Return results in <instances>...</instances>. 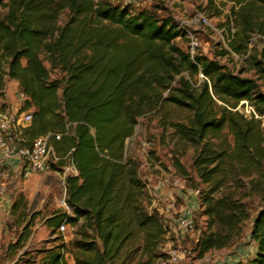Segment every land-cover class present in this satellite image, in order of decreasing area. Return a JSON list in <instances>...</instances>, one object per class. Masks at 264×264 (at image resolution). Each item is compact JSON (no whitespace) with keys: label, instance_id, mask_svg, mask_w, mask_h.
<instances>
[{"label":"trees","instance_id":"trees-1","mask_svg":"<svg viewBox=\"0 0 264 264\" xmlns=\"http://www.w3.org/2000/svg\"><path fill=\"white\" fill-rule=\"evenodd\" d=\"M229 1L236 5L234 30L221 54L249 56L250 35L264 37V0ZM180 34L170 16L106 0H0V100L6 81L16 82L19 111L31 113L20 144L60 133L51 139L58 163L68 154L76 170L64 178L67 209L44 221L51 234L65 222L72 237L64 242L57 233L24 264H67L66 254L72 264H155L163 256L166 226L147 208L138 163L125 151L138 119L149 113H161L173 136L193 148L190 168L203 186L197 192L207 229L199 253L240 243L249 219L244 198L264 202V130L234 109L246 100L264 115V93L255 79L215 59L191 57L175 44ZM248 62L264 79V48ZM55 69L62 75L50 78ZM168 107L187 115L168 121ZM34 218L9 245L14 252L30 237ZM246 239L255 250L244 264H264V208L252 217Z\"/></svg>","mask_w":264,"mask_h":264},{"label":"rangeland","instance_id":"rangeland-1","mask_svg":"<svg viewBox=\"0 0 264 264\" xmlns=\"http://www.w3.org/2000/svg\"><path fill=\"white\" fill-rule=\"evenodd\" d=\"M106 1L128 6L134 11L150 9L159 17L170 16L180 31L188 29L196 37L198 46L195 53L217 60L225 70L255 79L259 91L264 93V79L257 77L248 62V59L260 57L261 42L258 41L255 47L248 48L249 56L232 52L228 55L221 54L223 50L228 49L230 34L228 29L234 30L232 13L236 5L233 2L229 0ZM196 15L204 17L207 24L195 22L193 19ZM175 44L182 50L189 49L185 35L180 34L175 39ZM45 65L49 67L46 62ZM61 75L56 69L50 71V78H59ZM195 79L199 81L202 78L198 74ZM20 103L15 82L6 81L0 104L4 105L5 110H14L18 109ZM168 110H170L168 121L187 115L186 111H177L172 107H168ZM125 151L128 157L138 163V176L148 193L147 208L155 209L166 226L167 231L161 249L163 256L168 245L178 248L183 254L177 264H236L254 253V243L248 241L246 237L252 217L258 210L264 208V202L252 194L244 198L249 209V219L243 225L240 243L232 247L210 249L203 254L199 253L198 240L207 229L197 192L203 186L190 168L193 148L179 142L173 136L169 124L165 125L161 113H149L138 119L132 136L125 141ZM176 163L185 170V175L176 168ZM4 165L0 166V264H24L28 255L37 259L38 255L32 256L33 250L48 247L50 241L60 232L56 230L54 234L49 233L44 221L55 209L62 207L64 184L61 183L59 174L61 166L56 163L48 172H31L24 167L23 162H19L15 168ZM244 184V192L241 193L246 191V179ZM13 202L17 205L11 208ZM184 207L192 210L195 221L193 229L189 232L180 231L176 225L177 216ZM22 209L26 214L24 218H21ZM32 214L35 218L30 228V237L21 249L14 252L9 245L15 241L22 226ZM62 233L65 242L72 237L66 230ZM65 257L67 260L71 256L66 254Z\"/></svg>","mask_w":264,"mask_h":264},{"label":"built area","instance_id":"built-area-1","mask_svg":"<svg viewBox=\"0 0 264 264\" xmlns=\"http://www.w3.org/2000/svg\"><path fill=\"white\" fill-rule=\"evenodd\" d=\"M195 22H202L207 24V21L201 15H196L193 19ZM231 33L233 29L229 30ZM185 36L188 39L189 49L188 52L192 57L195 53V49L198 46V41L191 31L184 29ZM261 42V48H264V37L257 33H252L249 38L248 48L255 47L257 42ZM231 53V52H230ZM200 78H203L199 73ZM20 101L23 100L22 93L18 92ZM234 110H237L245 118H253L260 121L261 127L264 130V115H258L254 108L246 101L242 100L238 103ZM31 119V113L29 110L19 111L18 109H8L0 112V166L5 164L6 160L10 158H16L20 162H23L24 167L31 172H48L52 169V166L58 163L60 157L55 153L53 145L51 143L52 137L59 139L60 133L46 134L35 138L29 146L20 144L22 139L18 136L21 127H24L29 123ZM65 164L59 168V174L61 176V183L64 184V178L67 175H75L71 158L65 155L63 158ZM27 173V172H26ZM177 183V180L174 181ZM62 207L67 209L64 201V195L61 199ZM177 228L182 232H189L194 227L193 212L189 207H184L180 210L177 220ZM62 233L64 230L73 231V228H67L65 222H62L58 228ZM66 240L64 239V242ZM182 252L172 245H168L165 249V255L158 258L155 264H177L182 259ZM245 260L238 261L236 264H244Z\"/></svg>","mask_w":264,"mask_h":264},{"label":"crops","instance_id":"crops-1","mask_svg":"<svg viewBox=\"0 0 264 264\" xmlns=\"http://www.w3.org/2000/svg\"><path fill=\"white\" fill-rule=\"evenodd\" d=\"M15 84H16V82H15ZM19 162L20 161L18 159H16V158H10V159L6 160L4 166L11 167V168H15ZM37 242H39V241H37ZM252 256H253V254L252 255H249L247 258H245L243 260H247L248 258H250ZM66 261H67V264H72V262H73L72 257H70V259H67ZM181 264H184V263H181Z\"/></svg>","mask_w":264,"mask_h":264}]
</instances>
